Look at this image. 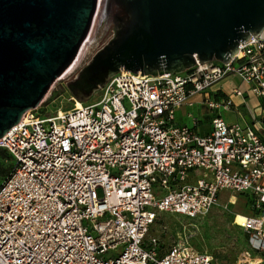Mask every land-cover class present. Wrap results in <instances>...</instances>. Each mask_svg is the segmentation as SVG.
<instances>
[{
  "label": "built area",
  "instance_id": "obj_1",
  "mask_svg": "<svg viewBox=\"0 0 264 264\" xmlns=\"http://www.w3.org/2000/svg\"><path fill=\"white\" fill-rule=\"evenodd\" d=\"M119 71L94 100L50 114L29 108L0 136L13 159L0 179V264H216L187 240L161 252L146 233L160 212L196 217L225 189L253 199L257 211L237 224L264 250V38L239 41L226 63ZM231 74L247 88L206 95L209 131L174 122L191 96ZM248 94L259 101L246 117L237 109L243 121L220 114L237 106L231 95L245 103Z\"/></svg>",
  "mask_w": 264,
  "mask_h": 264
},
{
  "label": "water",
  "instance_id": "obj_2",
  "mask_svg": "<svg viewBox=\"0 0 264 264\" xmlns=\"http://www.w3.org/2000/svg\"><path fill=\"white\" fill-rule=\"evenodd\" d=\"M111 34L69 79L88 100L120 68L150 75L229 61L251 34L264 38V0H0V136L52 82Z\"/></svg>",
  "mask_w": 264,
  "mask_h": 264
},
{
  "label": "rangeland",
  "instance_id": "obj_3",
  "mask_svg": "<svg viewBox=\"0 0 264 264\" xmlns=\"http://www.w3.org/2000/svg\"><path fill=\"white\" fill-rule=\"evenodd\" d=\"M110 34L111 30L102 26L91 47L82 53L77 63L52 82L37 105L44 114L56 112L58 109H68L75 103L65 81L78 71ZM239 79L236 75L230 76L227 81H222L223 88L230 86L231 89L233 85L243 88L244 85ZM95 97L96 92L84 102L92 101ZM255 105L256 100H253L251 106ZM223 115L228 119L235 118L232 112H224ZM12 164L13 159L10 156H0V179L8 173ZM97 191L100 195V189ZM254 211L257 209L248 194L225 189L220 192L216 204L196 217L168 211L160 212L149 227L146 240L156 236L158 250L161 252L171 244L187 240L196 248L212 254L216 264H249L251 259L255 264H264V250L260 249L262 240L252 230L249 231L237 224L246 220V214H252ZM234 214L237 215L236 219ZM108 254L110 252L106 253Z\"/></svg>",
  "mask_w": 264,
  "mask_h": 264
},
{
  "label": "crops",
  "instance_id": "obj_4",
  "mask_svg": "<svg viewBox=\"0 0 264 264\" xmlns=\"http://www.w3.org/2000/svg\"><path fill=\"white\" fill-rule=\"evenodd\" d=\"M234 75L235 74H231L219 81L218 83L213 84L205 93L200 92L191 96L190 103H184L178 109H176L174 122L176 124L189 125L198 133H205L209 131L211 128V118L215 112H213L210 108L206 106V104L204 103V99L206 95L215 100H220L221 98L226 97V95L230 93L231 89L229 88L230 86L227 88H223L224 85L222 84V81L226 79L228 80L230 76L232 77ZM238 77L239 76H237V78ZM239 82L244 85L242 86L244 89L247 88L246 83L243 82L241 78L239 79ZM231 98L234 101L235 105H237V108L235 107L230 110L221 109L219 111L223 117L224 112H232L235 115V118L233 119H228L224 117L227 121H243V116L238 113L237 109L239 108V111H241L245 116L248 113V107H252L251 102L253 100H256V103L259 101V98L255 97L252 94H248L245 99V103H243V99L237 95H231Z\"/></svg>",
  "mask_w": 264,
  "mask_h": 264
},
{
  "label": "trees",
  "instance_id": "obj_5",
  "mask_svg": "<svg viewBox=\"0 0 264 264\" xmlns=\"http://www.w3.org/2000/svg\"><path fill=\"white\" fill-rule=\"evenodd\" d=\"M0 156H2V157H9L10 154L8 153V151H7L6 149L0 147ZM10 157H11V156H10ZM11 158H12V157H11ZM12 166H13V164H12ZM12 166H11V168H12ZM11 168H10V169H11ZM8 172H9V171H8Z\"/></svg>",
  "mask_w": 264,
  "mask_h": 264
},
{
  "label": "bare ground",
  "instance_id": "obj_6",
  "mask_svg": "<svg viewBox=\"0 0 264 264\" xmlns=\"http://www.w3.org/2000/svg\"><path fill=\"white\" fill-rule=\"evenodd\" d=\"M76 106H80L81 105V101L78 99H75V103ZM256 224H259V222H257ZM249 264H255V262L251 259Z\"/></svg>",
  "mask_w": 264,
  "mask_h": 264
},
{
  "label": "flooded vegetation",
  "instance_id": "obj_7",
  "mask_svg": "<svg viewBox=\"0 0 264 264\" xmlns=\"http://www.w3.org/2000/svg\"><path fill=\"white\" fill-rule=\"evenodd\" d=\"M105 28H107V29L111 30V25H110V26H106Z\"/></svg>",
  "mask_w": 264,
  "mask_h": 264
}]
</instances>
